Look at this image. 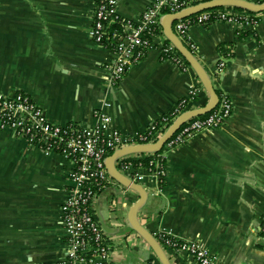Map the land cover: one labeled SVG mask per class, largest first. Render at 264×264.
I'll use <instances>...</instances> for the list:
<instances>
[{"label":"crops","instance_id":"1","mask_svg":"<svg viewBox=\"0 0 264 264\" xmlns=\"http://www.w3.org/2000/svg\"><path fill=\"white\" fill-rule=\"evenodd\" d=\"M117 2L118 14L135 20L153 0ZM93 12L94 0H0V92L27 93L59 123L91 125L102 112L124 134L147 131L181 99H189L185 111L208 102L194 70L161 59L156 47L112 82L113 54L89 36ZM187 38L232 112L222 126L162 150L163 185L141 170L147 198L137 220L153 236L199 242L216 263L264 264V17L255 27L192 25ZM72 167L0 130V264H62L60 208ZM138 198L110 178L92 202L108 228L110 264H162L129 224ZM163 249L171 264H196Z\"/></svg>","mask_w":264,"mask_h":264},{"label":"built area","instance_id":"2","mask_svg":"<svg viewBox=\"0 0 264 264\" xmlns=\"http://www.w3.org/2000/svg\"><path fill=\"white\" fill-rule=\"evenodd\" d=\"M206 1L209 0H153L151 6L137 19L129 20L118 14L117 0H94L89 36L112 52L113 61L107 65L112 82H119L132 64L141 60L155 47L160 49L161 59L170 60L182 70H186L188 64L180 59L174 45L166 42L163 31H159L161 18L165 14L177 13ZM263 17L264 12L248 13L236 11L234 7H216L189 16V21H185L188 17L174 21L172 29L183 42L184 39L188 41L187 31L192 25L226 22L239 27H255ZM188 44L195 52V47L189 41ZM223 65L221 62L219 69ZM218 97V103L213 110L204 117L197 116L187 120L165 143L163 149L177 147L202 130L222 126L231 115L232 104L226 94L221 93ZM184 111L176 112L172 118H164L160 129L154 133L147 130L124 134L111 128L110 118L102 112L95 114V122L91 125L74 121L59 123L49 120L43 108L27 93L0 92V130L12 132L30 148L46 154H60L73 166L68 173L70 187L65 191L60 208L66 242L62 264H110V247L105 232L92 211L94 198L111 178L106 169V158L122 147L156 141ZM145 154L150 158H155L156 155ZM130 156L119 158L115 165L133 182L142 184L145 178L142 169L154 176L159 183L164 180L165 166L159 160L155 170H152L151 167L141 165L142 159L133 160ZM156 157L164 158L162 153ZM152 162L150 161V165ZM262 228L264 229V223ZM154 237L163 247L191 256L196 264H219L199 242L177 240L164 232H159Z\"/></svg>","mask_w":264,"mask_h":264},{"label":"water","instance_id":"3","mask_svg":"<svg viewBox=\"0 0 264 264\" xmlns=\"http://www.w3.org/2000/svg\"><path fill=\"white\" fill-rule=\"evenodd\" d=\"M216 7H234L250 12H264V2H254L249 0H209L185 8L177 13L165 14L161 18V27L164 36L170 43L174 45L178 53L185 59L187 64L194 70V72L198 76L204 89L209 94L208 102L200 108L190 109L182 112L156 141L147 144L129 145L122 147L114 151L110 156L106 158L105 161L107 172L111 178L122 184L124 187L135 190L138 193L139 198L137 202L129 210V224L131 225L133 230L149 245V247L153 250L162 264H171L164 252L163 247L156 240V238L149 231H147L137 220V212L146 201L147 193L143 189L141 184L133 182L127 176L122 174L116 168L115 162L119 158L131 154L157 153L164 147L165 143L187 120L200 115H204L216 107L219 97L215 88L213 87L209 74L172 29V23L174 21L187 18L203 10ZM100 226L104 232H107L108 228L103 223V221H100Z\"/></svg>","mask_w":264,"mask_h":264},{"label":"trees","instance_id":"4","mask_svg":"<svg viewBox=\"0 0 264 264\" xmlns=\"http://www.w3.org/2000/svg\"><path fill=\"white\" fill-rule=\"evenodd\" d=\"M253 1H255V2H264V0H253ZM234 9L236 11H247V10L240 9V8H234ZM165 12L166 11H164V13ZM247 12L248 13H256V12H250V11H247ZM189 19H191V18L188 17L187 19H185V21H189ZM260 21H261V19H260ZM208 25L209 24H206L204 26H208ZM159 31L162 32V27L161 26L159 27ZM248 33H250V32L249 31H245L243 29L238 30L239 36L248 35ZM166 42H168V40H166ZM183 44L193 53V55L200 62V60L197 57V55L195 54V52L190 49L189 44H188V41L184 39L183 40ZM224 53L226 54V51L225 50H224ZM178 56L180 57L181 60H184L185 61V59L180 54ZM216 92H217L218 96L221 95V92H218V91H216ZM191 98H194V96H192ZM188 101H189V99H181V100H179L177 102V104L167 114H164V115L160 116L158 119L154 120L152 122V124H151V127L148 130L151 131V132H153V133L156 132V131H158L160 129L162 123H163V119L164 118H169V117L172 118L173 115H176V112H178V111L181 112V111L185 110V107H186ZM204 116H205V114L204 115H201L199 117H204ZM169 123H170V121H169ZM162 150H163V148L160 151H158L157 153H154V154H156V155L157 154H160V153H162ZM156 155H155V158L147 157V158H144V159L140 160L141 165L142 166H145V167H151L152 170H155V167H156V164H157L158 160H159V162H161V163L164 164V162H165L164 158L163 159H161V158L159 159V158L156 157ZM150 161H153L152 162V165H150ZM159 184L160 185H163L164 184V180L161 181Z\"/></svg>","mask_w":264,"mask_h":264}]
</instances>
